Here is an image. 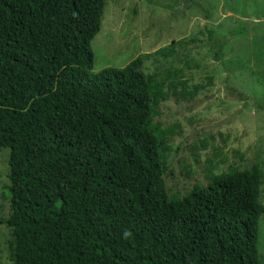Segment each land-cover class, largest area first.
I'll return each instance as SVG.
<instances>
[{
    "label": "trees",
    "instance_id": "1",
    "mask_svg": "<svg viewBox=\"0 0 264 264\" xmlns=\"http://www.w3.org/2000/svg\"><path fill=\"white\" fill-rule=\"evenodd\" d=\"M109 1L0 0L10 182L0 227L11 232L12 264H264L255 168L168 193L170 142L183 130L154 120L163 103L206 87L181 70L162 74L183 41L92 73Z\"/></svg>",
    "mask_w": 264,
    "mask_h": 264
},
{
    "label": "rangeland",
    "instance_id": "2",
    "mask_svg": "<svg viewBox=\"0 0 264 264\" xmlns=\"http://www.w3.org/2000/svg\"><path fill=\"white\" fill-rule=\"evenodd\" d=\"M111 0L101 31L92 42L93 74L124 68L143 54L173 43L175 59L166 64L189 86L205 89L188 101L169 100L155 123L180 125L171 142L166 186L184 196L209 183L212 173L255 168L264 202V0ZM245 27V34L238 31ZM147 72H153L151 61ZM163 76V77H164ZM9 149L0 151V217L7 215ZM260 252L264 255V217ZM11 232L0 227V264L9 257Z\"/></svg>",
    "mask_w": 264,
    "mask_h": 264
}]
</instances>
